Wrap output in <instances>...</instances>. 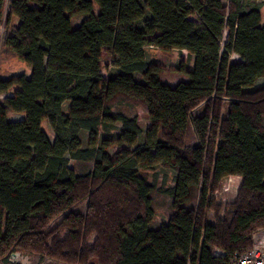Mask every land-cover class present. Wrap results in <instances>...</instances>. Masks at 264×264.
<instances>
[{
    "label": "trees",
    "instance_id": "1",
    "mask_svg": "<svg viewBox=\"0 0 264 264\" xmlns=\"http://www.w3.org/2000/svg\"><path fill=\"white\" fill-rule=\"evenodd\" d=\"M5 5L0 51L30 71L0 78V95L14 87L0 103V264L18 253L229 264L253 248L264 229V0ZM147 47L187 59L165 71ZM230 176L239 183L224 198Z\"/></svg>",
    "mask_w": 264,
    "mask_h": 264
},
{
    "label": "rangeland",
    "instance_id": "2",
    "mask_svg": "<svg viewBox=\"0 0 264 264\" xmlns=\"http://www.w3.org/2000/svg\"><path fill=\"white\" fill-rule=\"evenodd\" d=\"M6 1V9L8 8L9 0ZM225 1V0H223ZM262 20L264 18V7L262 8ZM17 24V20L14 17H10V24L7 26L6 30L11 34V27L15 26ZM146 56L150 61H153L156 63L159 67L163 68L165 71L167 70H172L175 67L176 62L179 60H185L187 59V54L185 51H177V50H172L169 55H165L158 51L155 48L147 47L146 48ZM230 60L235 62L239 60V57L235 54L231 55ZM193 63V59L191 58L188 61V66L191 67ZM103 64V69L102 72L104 75L111 74L112 72L115 71L112 65H110V57L105 56V58L102 61ZM30 68L22 61H20L18 58L14 57L8 52L5 51H0V78L3 77H9V76H28L29 75ZM166 78L169 80H176V75H165ZM262 80L260 79L257 83H261ZM14 87L10 88L7 93L1 94L0 95V103L3 101V99L7 96L10 95L11 91L13 90ZM66 109L68 107V103H64ZM200 110L203 111V105L199 106ZM137 116L142 124V127L147 126V119L145 114L142 112L141 109H137ZM8 120L11 121H18L22 118V115L8 112L7 116ZM41 128L42 130L46 133L47 137L52 140L53 139V131L48 125L46 120H42L41 122ZM80 138L83 143V145L86 144L87 140V134L85 132H80ZM113 151L116 150V148H112ZM69 165L71 166V160L69 162ZM238 185V180L234 179L232 182H228V180H223L222 182V190L221 195L224 198H230L234 194L236 188ZM227 187V188H226ZM83 205V203L80 204V206ZM76 209H79L77 207ZM156 218L157 219H162L163 215L161 213H156ZM264 229L257 233L255 236L256 239H259L263 235ZM14 258L15 262L18 264H64L61 262H57L48 258H40L36 255L33 254H28V253H18L17 255H12ZM89 264H96L95 259L91 258L89 260Z\"/></svg>",
    "mask_w": 264,
    "mask_h": 264
},
{
    "label": "built area",
    "instance_id": "3",
    "mask_svg": "<svg viewBox=\"0 0 264 264\" xmlns=\"http://www.w3.org/2000/svg\"><path fill=\"white\" fill-rule=\"evenodd\" d=\"M236 178L235 176H230L226 180L232 182ZM229 264H264V232L259 239L255 237L254 246L250 251L236 256Z\"/></svg>",
    "mask_w": 264,
    "mask_h": 264
},
{
    "label": "crops",
    "instance_id": "4",
    "mask_svg": "<svg viewBox=\"0 0 264 264\" xmlns=\"http://www.w3.org/2000/svg\"><path fill=\"white\" fill-rule=\"evenodd\" d=\"M236 179L238 180V183H239V178L237 177Z\"/></svg>",
    "mask_w": 264,
    "mask_h": 264
}]
</instances>
